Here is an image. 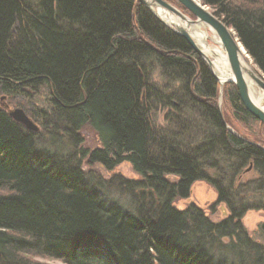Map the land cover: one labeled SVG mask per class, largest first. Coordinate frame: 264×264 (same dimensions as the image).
I'll return each mask as SVG.
<instances>
[{
	"label": "trees",
	"instance_id": "16d2710c",
	"mask_svg": "<svg viewBox=\"0 0 264 264\" xmlns=\"http://www.w3.org/2000/svg\"><path fill=\"white\" fill-rule=\"evenodd\" d=\"M199 1L264 77V0ZM155 70L168 86L149 83ZM42 87L50 107L39 119L49 134L77 144L89 126L101 147L81 158L109 171L129 163L140 180L94 182L65 165L60 148L36 146L37 132L0 108V262L264 264V245L241 224L246 212L264 211V126L229 84L233 117L263 135L244 140L225 129L209 69L147 8L135 0H0V93ZM153 103L174 111L166 130L150 124ZM248 168L258 178L235 185ZM197 181L215 189L227 218L213 223L193 205L173 206ZM259 229L264 238V223Z\"/></svg>",
	"mask_w": 264,
	"mask_h": 264
},
{
	"label": "rangeland",
	"instance_id": "374dc122",
	"mask_svg": "<svg viewBox=\"0 0 264 264\" xmlns=\"http://www.w3.org/2000/svg\"><path fill=\"white\" fill-rule=\"evenodd\" d=\"M173 6L176 10H178L183 16L190 19V21H194L195 19L184 10L175 0H163ZM199 1V0H198ZM200 2V1H199ZM201 3V2H200ZM202 4V3H201ZM203 5V4H202ZM207 8V7H206ZM211 13L212 11L207 8ZM150 13L160 21L164 26L169 27L164 24L161 20H159L151 10ZM231 30V29H230ZM232 31V30H231ZM233 33V32H232ZM234 34V33H233ZM200 57V56H199ZM251 66L255 74L261 76V73L258 69L253 65L252 61ZM217 84V98H216V107L219 111L220 117L224 123L225 129L232 133H235L237 136L244 140H253V135H263L262 132L259 131L256 125H248L247 123H240L235 120L232 115L231 109L228 103L225 101V88L227 85L222 88L219 87L218 81L213 78ZM164 79L160 77V74L157 70H155L149 77V83L158 88V90L162 89L164 86H168L170 83L168 81H163ZM49 92L45 87L37 88L36 90H25L20 94L7 95L0 93V108L3 109L7 114L9 112H13L15 110H22L25 115L33 122L35 126H37V135H36V146L40 148L46 149L47 152H51L53 148H60L63 152L62 158L65 165L72 164L78 166L84 173L88 174L89 177L94 178V182L98 181H114L118 182L117 179L123 180H140V177L134 173L129 163L123 162L117 165L112 170L104 169L100 164L89 163L88 158H81L80 154L82 151L91 152L95 149H99L100 143L96 133L87 125L83 126L77 133V144L68 141L66 137H63L61 133L58 134H49V128H43L41 125V120L39 119L40 112L43 110H49ZM174 114L171 108L165 107L162 103L155 104L153 103V107L149 113V121L151 126L158 130H166L170 125L167 124L169 122L170 116ZM256 120V119H255ZM257 121V120H256ZM259 122V121H258ZM260 123V122H259ZM263 125L262 123H260ZM264 126V125H263ZM53 138L58 136V138ZM60 138V139H59ZM264 138V135H263ZM263 149H264V145ZM73 151L74 154H70V158H66L69 153ZM76 152V154H75ZM70 164V165H71ZM249 169V170H248ZM245 170L239 178L236 180L235 185H244L248 182H252L258 178V174L248 168ZM207 174L211 177L214 176V172L212 170H207ZM169 181L174 182L176 179L172 176L166 177ZM109 187V186H108ZM113 195L122 200H128L127 196L124 194H120L115 190L113 186H110ZM251 203L259 204L260 201L257 199L250 200ZM264 204V203H263ZM190 205L195 206L200 209L204 215L213 223H218L225 218L228 217L229 212L227 207L224 204L217 203V193L213 187L203 181H197L193 183L190 187L189 196L186 199L175 200L173 206L177 210H184ZM264 223V211L262 210H252L248 211L244 214L241 219V224L245 229L248 237L255 243L264 245V238L260 232V225ZM223 242H228L227 239H224ZM29 261H25L27 264H63L60 261L49 260L45 258L39 257H29ZM0 264H8L0 262ZM16 264V263H10Z\"/></svg>",
	"mask_w": 264,
	"mask_h": 264
},
{
	"label": "water",
	"instance_id": "95a60500",
	"mask_svg": "<svg viewBox=\"0 0 264 264\" xmlns=\"http://www.w3.org/2000/svg\"><path fill=\"white\" fill-rule=\"evenodd\" d=\"M135 1L149 10V8L144 4L143 0H135ZM175 1L195 19L194 21H190L191 23L201 22L207 27L211 28L215 32V34L217 35L219 39L221 47L226 54L228 65L234 77V80L231 82H227V84H233V86H235L239 101L242 107L244 108V110L248 114H250L254 119H256L257 121H259L260 123L264 125V112L257 109L251 103L248 93H247V89L243 83L241 71L239 68V62H238V52H239L238 45L240 43L237 42V39L235 38L232 31L227 26H225L221 20L215 17L213 13H211L198 0H175ZM154 6H158L161 9L166 10L167 12L176 15L177 17L184 18L183 15L178 10H176L173 6H171L170 4H168L167 2L163 0H154ZM169 29L173 31L174 33H176L178 36H180L188 44V46L198 56H200L199 51L193 44L187 32H185L184 30H175L171 28ZM212 77L215 78L213 75ZM253 78H254L255 83L264 92V77L259 76L258 74H255ZM8 116L15 123H18L19 125H21L26 131L37 132L38 130L37 126L33 124V122L25 115V113L22 110H15L13 112H9ZM230 133L240 138L235 133H232V132Z\"/></svg>",
	"mask_w": 264,
	"mask_h": 264
},
{
	"label": "bare ground",
	"instance_id": "6f19581e",
	"mask_svg": "<svg viewBox=\"0 0 264 264\" xmlns=\"http://www.w3.org/2000/svg\"><path fill=\"white\" fill-rule=\"evenodd\" d=\"M144 4L153 14L164 24L175 30H184L190 36L193 44L200 53L201 61L207 66L216 80L219 87H223L227 82L234 80L233 74L228 65L226 54L221 47L215 32L201 22L191 23L190 19L177 17L176 15L154 6V0H143ZM238 45V62L243 83L251 103L259 110L264 112V92L255 83V75L251 66L250 58ZM262 76V75H261ZM233 86V84H231ZM235 88V86H233Z\"/></svg>",
	"mask_w": 264,
	"mask_h": 264
}]
</instances>
